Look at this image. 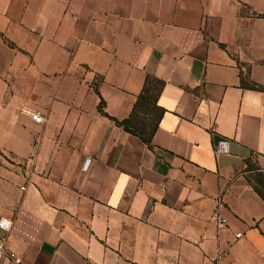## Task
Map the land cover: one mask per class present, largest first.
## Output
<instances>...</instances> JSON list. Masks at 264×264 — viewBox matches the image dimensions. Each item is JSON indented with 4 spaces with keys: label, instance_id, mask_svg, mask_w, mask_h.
I'll list each match as a JSON object with an SVG mask.
<instances>
[{
    "label": "crops",
    "instance_id": "crops-1",
    "mask_svg": "<svg viewBox=\"0 0 264 264\" xmlns=\"http://www.w3.org/2000/svg\"><path fill=\"white\" fill-rule=\"evenodd\" d=\"M263 87L264 0H0V264H264Z\"/></svg>",
    "mask_w": 264,
    "mask_h": 264
},
{
    "label": "trees",
    "instance_id": "trees-1",
    "mask_svg": "<svg viewBox=\"0 0 264 264\" xmlns=\"http://www.w3.org/2000/svg\"><path fill=\"white\" fill-rule=\"evenodd\" d=\"M242 84L245 80L242 78ZM164 82L148 77L144 87L136 99L130 116L123 120L115 119L104 111L105 102L101 100L99 111L114 121L127 133L139 137L148 146L152 145L154 135L165 110L157 104L159 94ZM249 170L254 172V181L251 182L254 190L264 200V174L255 165H249Z\"/></svg>",
    "mask_w": 264,
    "mask_h": 264
},
{
    "label": "built area",
    "instance_id": "built-area-1",
    "mask_svg": "<svg viewBox=\"0 0 264 264\" xmlns=\"http://www.w3.org/2000/svg\"><path fill=\"white\" fill-rule=\"evenodd\" d=\"M263 96H264V87H263ZM30 118L36 122V123H41L43 122V117L39 114V113H34V114H30L29 115ZM228 152V141L226 139H221L216 147H215V153L216 154H219V153H227ZM28 161H30L31 163L34 161V156H31ZM91 165V159L88 158L87 161H86V165H85V169H88ZM24 189V187H22ZM210 220L212 222H215L218 226L220 227H223L225 225L228 224V219L226 217H223L219 211H215ZM11 227V224L10 223H7L5 221H0V228L5 230L6 232L9 231ZM236 236L238 238L241 237V233H237ZM6 241H7V238L5 236H1L0 235V253H5L6 252ZM9 257L10 258H14L15 255L11 252L8 253ZM16 262H19L18 259H14Z\"/></svg>",
    "mask_w": 264,
    "mask_h": 264
}]
</instances>
